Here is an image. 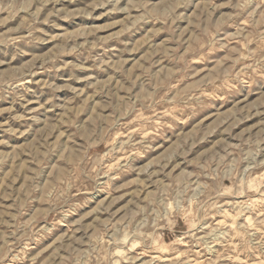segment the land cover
Segmentation results:
<instances>
[{"label": "clouds", "instance_id": "1", "mask_svg": "<svg viewBox=\"0 0 264 264\" xmlns=\"http://www.w3.org/2000/svg\"><path fill=\"white\" fill-rule=\"evenodd\" d=\"M0 264H264V0H0Z\"/></svg>", "mask_w": 264, "mask_h": 264}, {"label": "rangeland", "instance_id": "2", "mask_svg": "<svg viewBox=\"0 0 264 264\" xmlns=\"http://www.w3.org/2000/svg\"><path fill=\"white\" fill-rule=\"evenodd\" d=\"M104 22H109L108 20H105ZM136 131V129H132V128H130L129 130H128V132H135ZM128 133H124V135H127ZM117 135H120L119 133L117 134ZM209 147H210V145H209ZM202 150H204V149H202ZM252 186V182L250 181L249 182V187H251Z\"/></svg>", "mask_w": 264, "mask_h": 264}]
</instances>
